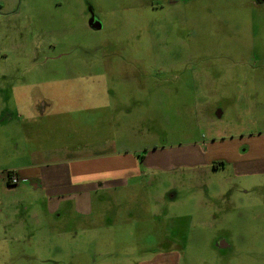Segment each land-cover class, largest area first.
Returning <instances> with one entry per match:
<instances>
[{"label":"rangeland","instance_id":"374dc122","mask_svg":"<svg viewBox=\"0 0 264 264\" xmlns=\"http://www.w3.org/2000/svg\"><path fill=\"white\" fill-rule=\"evenodd\" d=\"M263 144L264 0H0V264H264ZM99 150L141 176L79 210L6 182Z\"/></svg>","mask_w":264,"mask_h":264},{"label":"crops","instance_id":"0c3cea01","mask_svg":"<svg viewBox=\"0 0 264 264\" xmlns=\"http://www.w3.org/2000/svg\"><path fill=\"white\" fill-rule=\"evenodd\" d=\"M263 148L264 144L262 145ZM255 149L259 150L261 147H255ZM41 161L38 163V161L33 160V164L21 168L16 174L21 179L31 180L33 187L31 190L33 192H30H36L43 199H46L45 203L48 206V209L46 208L47 214H57L58 210H62L63 204L68 205V203H72L76 206V210L86 203L93 204L91 202V196L95 191L99 192L102 189L110 188H127L129 180L137 179L141 176L137 159L131 155L111 158L103 156L100 150L87 154L72 152L66 155L63 154L61 157L46 158ZM58 164L68 166L66 172L68 184H65L68 185L67 187L63 186L59 188L56 185L53 172L47 174L43 172V168L53 167ZM99 181L101 182L98 183ZM46 184L49 187H45L44 185ZM78 189L80 191H77ZM143 191L148 192L147 188H144ZM132 192L130 190L127 192L130 194H125L133 197ZM116 195L118 196V194ZM120 197H123V195L121 194ZM91 213L92 211L87 216H90ZM129 217L136 219L137 214L131 210ZM118 219L116 218L115 221ZM180 260L178 254L157 252L155 257L142 264H180Z\"/></svg>","mask_w":264,"mask_h":264},{"label":"built area","instance_id":"2783aa9c","mask_svg":"<svg viewBox=\"0 0 264 264\" xmlns=\"http://www.w3.org/2000/svg\"><path fill=\"white\" fill-rule=\"evenodd\" d=\"M6 182L10 186H16L20 184L22 181H27L29 179H21L16 173H7L6 174Z\"/></svg>","mask_w":264,"mask_h":264}]
</instances>
